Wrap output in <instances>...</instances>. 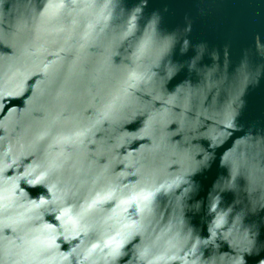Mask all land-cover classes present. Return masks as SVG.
<instances>
[{
	"label": "water",
	"instance_id": "obj_1",
	"mask_svg": "<svg viewBox=\"0 0 264 264\" xmlns=\"http://www.w3.org/2000/svg\"><path fill=\"white\" fill-rule=\"evenodd\" d=\"M121 65L151 79L130 118L96 123L126 87ZM44 161L50 182L27 183ZM134 187L152 191L147 207L122 203ZM262 251L264 0H0V264H259Z\"/></svg>",
	"mask_w": 264,
	"mask_h": 264
},
{
	"label": "snow or ice",
	"instance_id": "obj_2",
	"mask_svg": "<svg viewBox=\"0 0 264 264\" xmlns=\"http://www.w3.org/2000/svg\"><path fill=\"white\" fill-rule=\"evenodd\" d=\"M62 5L57 4H49V8H58ZM108 5L105 4L104 7ZM138 11V10H137ZM133 19H135V15L133 14ZM225 27L232 28L235 30H242L243 29V21L235 20V19H228L224 22ZM134 25L131 21L127 22V32L125 35L131 34ZM151 44V36L146 34L144 39L140 41L137 46L136 53L134 54L136 59H139L143 56L146 50L149 48ZM116 71L121 73L124 77L123 83L126 87H123L112 94L102 105V112L99 113V120L96 123H100L102 121H107L109 123L119 122L125 119L130 118L133 112V106L136 103L135 95L132 90H135L139 87L141 83H147L148 80L151 79L150 76L147 75L146 69H141L139 65L135 67L121 65L116 68ZM231 111H226L224 113V120L231 119ZM230 126V125H228ZM186 162L189 164V168H191L195 163H202L194 161L191 155H186ZM56 165L52 162H41L36 167L30 169L28 172L25 173V176H32L33 179L26 180L27 183L32 185H45L46 183L50 182L52 175L56 171ZM51 192V189H48ZM38 195V190L35 192ZM65 196L75 195V193H71L70 190L64 193ZM128 199L123 200L122 203L124 204H135L136 202H144L145 207L148 206L151 202L152 198V191L147 190V187H141L138 190L134 187L133 189L129 190L126 194ZM57 199H61L60 197H54L51 200H45L40 198L38 203L36 201L30 202L32 207L35 209L45 208V206L49 204H55ZM113 194L111 191H105L103 194L100 192L96 193L95 198L91 199V202H85L84 204H76L74 205V216L69 215L70 209H64L61 213L62 216L67 217L66 224L68 225H75L80 220H85L90 213L96 208L97 205L103 204L106 201L113 200ZM46 210V208H45ZM37 219L39 217L37 216ZM56 220H60L61 216H56ZM223 223V218H219L217 220V226ZM7 227V225H6ZM48 229L54 231L53 225H46ZM62 229H65V223L60 225ZM66 230V229H65ZM120 245L117 243V248L113 250V255H120L118 249ZM261 256H264V251L261 252ZM259 264H264V260H261L260 256L255 258Z\"/></svg>",
	"mask_w": 264,
	"mask_h": 264
},
{
	"label": "clouds",
	"instance_id": "obj_3",
	"mask_svg": "<svg viewBox=\"0 0 264 264\" xmlns=\"http://www.w3.org/2000/svg\"><path fill=\"white\" fill-rule=\"evenodd\" d=\"M259 39V38H258ZM258 47H259V43H258V45H257Z\"/></svg>",
	"mask_w": 264,
	"mask_h": 264
}]
</instances>
